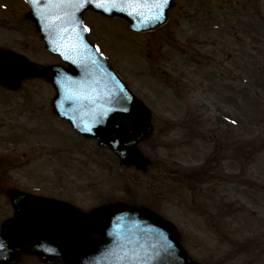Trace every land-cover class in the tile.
I'll return each mask as SVG.
<instances>
[{
	"label": "rangeland",
	"instance_id": "rangeland-1",
	"mask_svg": "<svg viewBox=\"0 0 264 264\" xmlns=\"http://www.w3.org/2000/svg\"><path fill=\"white\" fill-rule=\"evenodd\" d=\"M169 15L138 34L120 19L85 15L102 52L152 109L156 133L142 149L160 167L123 170L111 152L50 116L45 82L27 81L0 91V222L11 214L8 187L83 208L137 198L177 225L198 261L264 264V0H176ZM18 27L1 39L16 38L33 59H55L33 28L27 41ZM197 167V181L180 172ZM252 237L259 240L248 249Z\"/></svg>",
	"mask_w": 264,
	"mask_h": 264
},
{
	"label": "water",
	"instance_id": "water-1",
	"mask_svg": "<svg viewBox=\"0 0 264 264\" xmlns=\"http://www.w3.org/2000/svg\"><path fill=\"white\" fill-rule=\"evenodd\" d=\"M25 1L30 8L26 18L34 22L45 47L57 54L67 67L41 66L22 55L0 49L3 68L0 81L16 88L24 77H44L55 90L51 103L55 113L84 136L96 138L100 146L109 147L122 165L144 168L147 160L137 143L152 130L150 111L88 41L82 13L91 9L107 17L119 16L127 20L130 30L142 32L166 21L172 0L161 6V18L150 23L126 12H103L88 5L76 13L79 25L63 23L61 11H71L66 5L58 7L48 0L34 5ZM143 11L146 17L148 9ZM69 28L65 36L63 30ZM124 107L137 116L136 126L130 132L124 130L127 113L119 110ZM105 110L108 115H101ZM7 195L14 214L1 225L0 242L6 247L0 249V264L15 263L21 252L35 253L44 261L56 264H201L182 247L175 227L146 207L116 202L83 211L68 203L17 189H8ZM132 252L141 259H121Z\"/></svg>",
	"mask_w": 264,
	"mask_h": 264
},
{
	"label": "snow or ice",
	"instance_id": "snow-or-ice-1",
	"mask_svg": "<svg viewBox=\"0 0 264 264\" xmlns=\"http://www.w3.org/2000/svg\"><path fill=\"white\" fill-rule=\"evenodd\" d=\"M41 0H29L30 4H38ZM49 4H56L58 7L68 6L71 11H61L60 15L63 17V23L70 25H79L80 21L76 17V13L81 9H85L88 5H94L96 8L101 9L103 12H112L113 10L126 12L129 16H137L138 18H144V23H150L152 20H159L162 16L161 6L167 3V0H48ZM144 9H148V15L145 17ZM63 28V24L60 25ZM69 29H64L63 33L66 36ZM89 29L84 26V31ZM63 39V36L61 37ZM59 50V49H57ZM99 51V49H98ZM63 54V53H62ZM0 71L3 68L0 67ZM123 113H127L125 120L127 124L124 126L126 132L132 131L137 123V116L135 113L130 112L127 107L119 109ZM101 115H108L107 110L103 111ZM6 245L0 242V249H4ZM151 257H149L150 259ZM121 259L136 260L139 261L141 257L132 252L131 255L121 257Z\"/></svg>",
	"mask_w": 264,
	"mask_h": 264
},
{
	"label": "flooded vegetation",
	"instance_id": "flooded-vegetation-1",
	"mask_svg": "<svg viewBox=\"0 0 264 264\" xmlns=\"http://www.w3.org/2000/svg\"><path fill=\"white\" fill-rule=\"evenodd\" d=\"M19 5V10H18ZM23 7L19 4V0H0V46L10 47L13 49L17 45V39L14 38L11 42H6L1 39L2 30H15L18 19L23 13ZM21 21V20H20ZM22 22V21H21ZM29 27H24V32H28ZM155 167H160L154 162ZM21 261L24 264H42L34 256H22Z\"/></svg>",
	"mask_w": 264,
	"mask_h": 264
}]
</instances>
